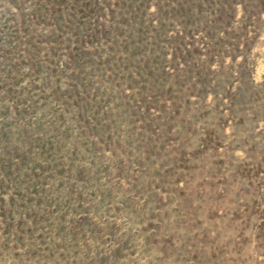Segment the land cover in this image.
<instances>
[{"label": "rangeland", "instance_id": "1", "mask_svg": "<svg viewBox=\"0 0 264 264\" xmlns=\"http://www.w3.org/2000/svg\"><path fill=\"white\" fill-rule=\"evenodd\" d=\"M0 264H264V0H0Z\"/></svg>", "mask_w": 264, "mask_h": 264}]
</instances>
